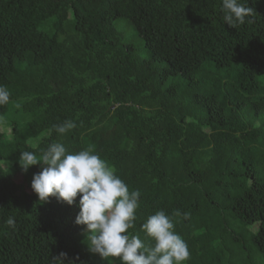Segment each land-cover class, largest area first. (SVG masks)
<instances>
[{
  "label": "trees",
  "instance_id": "1",
  "mask_svg": "<svg viewBox=\"0 0 264 264\" xmlns=\"http://www.w3.org/2000/svg\"><path fill=\"white\" fill-rule=\"evenodd\" d=\"M246 4L253 15L234 28L222 0H0L11 93L0 106V264L61 253L63 264H121L89 250L79 194L68 205L32 190L44 166L23 171L20 153L57 141L91 148L140 192L129 233L146 246L142 224L163 210L188 245L184 264H264V0ZM65 120L76 126L60 135Z\"/></svg>",
  "mask_w": 264,
  "mask_h": 264
},
{
  "label": "clouds",
  "instance_id": "2",
  "mask_svg": "<svg viewBox=\"0 0 264 264\" xmlns=\"http://www.w3.org/2000/svg\"><path fill=\"white\" fill-rule=\"evenodd\" d=\"M224 22L236 27L243 25L254 10L241 0H222ZM11 93L0 85V106L10 101ZM75 123L65 120L54 124L56 133L63 135ZM19 164L27 172L30 166L42 165V170L33 175L31 188L40 202L50 197L73 205L79 194V212L75 223L84 225L88 233L89 250L103 260L117 257L121 264H184L190 259L186 241L175 232V225L165 211L150 215L142 229L155 243L146 246L137 235L129 233L135 227L136 210L140 206V192H129L126 183L91 148L69 153L59 141L50 143L40 156L30 151L20 153ZM176 215H181L179 212ZM184 219L190 213L182 214ZM6 223L15 227V220L9 217ZM59 257L51 258L52 264H63Z\"/></svg>",
  "mask_w": 264,
  "mask_h": 264
},
{
  "label": "rangeland",
  "instance_id": "3",
  "mask_svg": "<svg viewBox=\"0 0 264 264\" xmlns=\"http://www.w3.org/2000/svg\"><path fill=\"white\" fill-rule=\"evenodd\" d=\"M127 31V28L125 29V32ZM132 30L130 29L129 30V32H128V34H130L131 35V37H132V41H133V43H135V45L137 46V47H143V43L141 42V40L138 38V37H136V36H133L132 34H133V32H131ZM189 107L190 106H192L193 104H187ZM7 183V182H6ZM22 183V176L20 175V174H17L16 175V177L14 178V180H13V182L11 183V189L14 191V192H18V185L19 184H21ZM8 184V183H7ZM257 213L258 214H261V212H260V210L259 209H257Z\"/></svg>",
  "mask_w": 264,
  "mask_h": 264
}]
</instances>
